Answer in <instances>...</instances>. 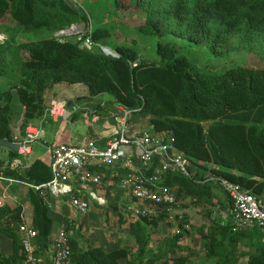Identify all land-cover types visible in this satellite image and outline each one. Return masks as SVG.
<instances>
[{
  "label": "trees",
  "instance_id": "trees-1",
  "mask_svg": "<svg viewBox=\"0 0 264 264\" xmlns=\"http://www.w3.org/2000/svg\"><path fill=\"white\" fill-rule=\"evenodd\" d=\"M126 2L144 12L143 34L172 33L213 46L227 43L264 59V0H0V19L11 23L3 31L7 40L0 42V75L9 84L8 89H0V138L14 140L10 126L14 91L24 106L22 133L31 119L45 113L44 92L58 83L85 84L94 97L110 94L113 102L139 109L136 114L150 118L153 132L173 135L176 146L198 162L189 167L195 177L166 173L163 184L174 189L178 200L189 198L200 206L201 217L208 222L177 215L175 235L153 244L151 236L163 220L168 221V214L156 208L130 220L127 204L119 206L115 200L109 206L120 212V224L130 222L137 250L106 251L87 238L80 243V227L71 236L69 230L75 227L66 220L70 264H187L200 253L215 264H240L243 258L246 264H264V227H243L224 219L230 202L221 199L216 183L205 181L210 170L264 196V67L241 66L213 75L169 42L158 43V62L141 59L136 46L116 44L120 57L88 46L89 32L94 42L112 35L102 25H91V13H99L100 18L114 15ZM82 23L85 29L75 39L57 36ZM17 32L34 33L37 38L19 41ZM18 157L9 151L10 160ZM10 160L0 158V174L39 186L52 179L50 164L42 160L15 170ZM95 171L101 173L103 187L114 173L105 166ZM30 202L36 253L47 257L53 225L49 207L40 190L33 188ZM22 213L21 206L0 205V242L4 236L12 241L11 253L0 255V264H23Z\"/></svg>",
  "mask_w": 264,
  "mask_h": 264
},
{
  "label": "built area",
  "instance_id": "built-area-1",
  "mask_svg": "<svg viewBox=\"0 0 264 264\" xmlns=\"http://www.w3.org/2000/svg\"><path fill=\"white\" fill-rule=\"evenodd\" d=\"M76 25L61 30L57 36H64ZM83 30V29H82ZM81 32L74 33L78 35ZM72 34V35H74ZM61 35V36H60ZM7 40L5 32L0 31V42ZM85 42L98 52L112 57H120L115 50L101 47L94 42L91 32ZM47 114L55 119H66L69 115L67 102L54 99L46 109ZM139 109H130L120 103H116V111L113 113V121L116 126V135L104 145L90 140L82 144L60 143L51 149L52 179L43 185H31L18 179L0 174V181L7 185L3 191V198L7 199L9 187L13 183H24L40 194L47 193L58 197H67L70 205L78 215L88 212L89 202L74 193L69 186L72 181H79L83 188H102V175L96 172L102 166L112 170L111 180H117L119 187L123 189L134 201L127 204L130 211V220L142 217L147 212L156 208L168 214L169 222H177L183 215L178 210L179 200L173 188L164 186L163 175L166 173H180L187 177H194L196 172L191 170L188 157L176 146V138L173 135H165L153 132L146 128L140 132L135 130L134 115ZM40 132L35 128H27L25 137L22 138L19 149V157L10 162L11 169H23L26 165L23 158L31 153L32 143L39 139ZM205 181H213L227 196L230 207L228 218L235 225L243 227H264V198L241 187L216 173H205ZM92 201L99 205H106V198L99 196L96 191L89 192ZM132 218V219H131ZM20 230L23 234V249L25 258L23 264H48L45 257L36 253L35 238L37 231L26 220L22 213ZM72 234V232H69ZM67 232L62 227L57 236L49 235L52 258L50 264H70V249L67 244Z\"/></svg>",
  "mask_w": 264,
  "mask_h": 264
},
{
  "label": "rangeland",
  "instance_id": "rangeland-1",
  "mask_svg": "<svg viewBox=\"0 0 264 264\" xmlns=\"http://www.w3.org/2000/svg\"><path fill=\"white\" fill-rule=\"evenodd\" d=\"M81 1V0H80ZM123 8L120 9L114 15L104 14L103 17L100 18L99 13H91V25L96 27L97 24L102 25L109 29V32L112 33L110 37L101 38L95 41L96 45L112 49L116 44H126L131 46H136L139 51V55L141 59L146 61H160V56L157 54V46L159 42H169L172 43L176 48L177 52L180 54L186 55L196 66L209 74L213 75H221L226 73L227 71L241 66H250L253 68H262L264 67V59L259 58L258 56L250 55L248 52L243 51L239 52L231 46H228L227 43L220 45H210L206 41H198L189 37H182L176 34H167L164 36H152L143 34L140 29L142 22L144 21L145 14L143 11L130 7L127 5V2L123 3ZM103 6V5H100ZM103 10L104 7H103ZM97 20V21H96ZM98 22V23H97ZM7 24L11 25L6 18L0 19V31H4L7 28ZM76 28L71 30L69 33H66L64 36L67 38L75 39L76 32H82V29H85V24H75ZM14 31V30H12ZM17 39L19 41L36 39L37 36L34 33H22L17 32ZM74 34V35H72ZM61 36V35H60ZM8 79L4 76L0 75V89H8ZM14 97L12 100L13 113L10 119L11 127L16 130L20 123V112H21V102L14 91ZM101 95L99 96H90L87 86L85 84L75 85L69 83H58L54 85L52 88H48L45 90L43 99L45 106L49 105V101L53 98L66 100L67 102H71L76 106L77 115L74 118L68 119L65 123L60 122V120L56 122H52L50 127H53V133L58 131L65 137H68L69 140L72 136L74 137V141L76 143L83 141L90 130H98L101 127H104L105 124L108 123V120L101 118L100 116H94V102L100 100ZM103 99H112L110 94L105 93L102 95ZM135 121L138 124L145 123L146 127L149 128L148 120L144 119L138 114L134 115ZM143 121V122H142ZM61 125V126H60ZM71 140V139H70ZM59 141V138H58ZM73 141V142H74ZM74 142V143H75ZM71 143V142H70ZM33 146V143H32ZM188 157V156H187ZM47 159L48 156H45ZM48 160V159H47ZM191 165H196L198 162L194 161L188 157ZM192 170V169H191ZM207 173H215L211 171H207ZM196 176V175H195ZM194 176V177H195ZM264 189V182H261ZM216 192L224 199L225 193L219 191L220 189H215ZM3 192H0V199L3 198ZM264 197V196H260ZM6 200V199H5ZM4 200V202H5ZM3 201V199H2ZM178 210L186 215H190L191 220H194L196 223H200L203 217L201 214L203 213V209L200 206H196L192 200L189 198H181L179 200V205L177 206ZM204 221L208 222V219ZM227 218V217H226ZM107 216L103 215V223L104 227L109 226L107 221ZM132 219V218H131ZM228 219V218H227ZM179 221L174 224L168 223V221L163 223L161 230H154V237L159 238V240L165 239L166 237H170L175 235L178 231ZM99 226H97L98 228ZM100 231L98 229L96 232ZM194 235V234H192ZM5 242L0 245V248L4 245H7L9 241L5 238ZM194 242L198 244V239L194 235ZM197 262V260H196ZM160 264V262L158 263ZM193 264V263H191ZM197 264V263H196ZM240 264H246V259L243 258L240 261Z\"/></svg>",
  "mask_w": 264,
  "mask_h": 264
},
{
  "label": "crops",
  "instance_id": "crops-1",
  "mask_svg": "<svg viewBox=\"0 0 264 264\" xmlns=\"http://www.w3.org/2000/svg\"><path fill=\"white\" fill-rule=\"evenodd\" d=\"M112 50L115 51L114 48ZM75 85H82V84H75ZM88 89V88H87ZM5 90V89H4ZM101 99L94 102V116L98 115L101 118L105 120H108V123L105 124L104 127L99 128L96 130H90V132L87 134V136L84 138L83 141L76 143L74 141V137L72 136L69 140H66L69 138L63 136L59 131L52 132L53 127H50L52 122H56L60 120L61 124L65 123L68 119L74 118L77 115L76 112V106H72L73 104L71 102H67V107L69 111V115L66 119H55L50 117L47 114V111L39 117H36L34 119H31L28 123L27 128H35L39 130L40 135L39 139H37L31 148V153L27 155L25 158H23L25 167L23 169H26L33 161L39 159L43 162L50 164L51 162V149L54 145L60 144V143H70V144H82L87 141L93 140L96 141L99 145H104L108 140L112 139L116 135V126L113 121V113L116 111V102H113L112 99H103L102 95L100 96ZM56 98H53L49 101V105L52 100ZM58 100V99H57ZM60 100V99H59ZM45 106L46 109L49 107ZM13 108V107H12ZM13 113V112H12ZM12 116V115H11ZM24 117V106L21 104V112H20V123L16 130H14L12 127V132L14 136V141L19 142L22 138L25 137V133H22L21 131V124ZM148 120V123L150 124V118H144ZM135 130L140 132L142 130H145L147 127L145 123L138 124L135 121V118L133 119ZM11 126V125H10ZM61 126V125H60ZM26 128V130H27ZM59 138V141H58ZM75 143H74V142ZM9 151L7 148L6 150L0 151V158L4 159L6 163H8L9 159ZM19 155V154H18ZM45 156H48V160L45 158ZM15 159V158H14ZM13 160V159H12ZM10 160V162L12 161ZM210 171V170H207ZM206 171V172H207ZM212 172V171H211ZM104 187L97 188V187H90V190L88 188H83L79 181H72L69 183V186L71 187L72 191L82 197V199L88 200L89 202V208L88 212L84 215H78L73 207L70 205L69 200L67 197H58L55 195H52L50 193H47L44 197L48 207H49V216L53 220L52 230L51 234L52 236H57L64 226V229L66 230L65 221L69 220L72 227L70 228L69 232H72L70 234L71 236L74 234V232L80 227L79 231V242L84 243V239H88L90 243L103 247L106 251H113L115 249L125 248L128 250H131L132 252L137 250V243L132 235L130 228H129V221L120 224V212H117L113 210V205L109 206L110 202L116 201V204L124 205V204H133L134 201L132 198L124 191H121V188L119 187V182L115 183L114 180H111L110 178L105 181ZM7 183L0 181V192L2 193L5 190ZM32 187H30L27 184L24 183H13L8 190V198L5 200L0 199V205H8L10 207H17L21 206L23 209V215L26 218V220L29 222V224H32L33 220V207L30 202V192ZM96 191L99 196H103L106 198L107 204L106 205H99L96 201H92L89 192L90 191ZM41 195V194H40ZM260 197V196H259ZM224 198H227L226 195H224ZM263 198V197H262ZM221 199L222 196H221ZM5 200V202H4ZM124 202V203H123ZM230 207V203H229ZM228 207V209H229ZM201 208V207H200ZM228 209L225 214V218H228ZM107 216L108 225L107 227H104L103 223V215ZM185 214V213H183ZM190 217V215H187ZM227 217V218H226ZM191 218V217H190ZM228 220H230L228 218ZM194 222V220H192ZM231 221V220H230ZM165 223L163 220L159 224V228L161 230V227ZM170 224H174V222H168ZM197 223V222H196ZM97 226H99L97 228ZM98 229L100 231L96 232ZM194 236V235H193ZM5 238H7L9 241L7 242V245H4L0 248V255L3 254H10L12 251V241L7 236L2 237L0 245L5 242ZM159 238L156 239V237L151 236V243H155ZM161 241V240H159ZM158 243V242H157ZM195 243V242H194ZM196 246L198 244L195 243ZM52 250H50L47 255V258H52ZM197 260V262H196ZM48 261V260H47ZM51 261L49 260V263ZM123 263V262H122ZM215 264L214 260H206L203 257V253H200V255H196L187 264ZM124 264V263H123ZM158 264V263H157Z\"/></svg>",
  "mask_w": 264,
  "mask_h": 264
},
{
  "label": "water",
  "instance_id": "water-1",
  "mask_svg": "<svg viewBox=\"0 0 264 264\" xmlns=\"http://www.w3.org/2000/svg\"><path fill=\"white\" fill-rule=\"evenodd\" d=\"M0 146L7 148L15 154H19L20 143L17 141L0 138Z\"/></svg>",
  "mask_w": 264,
  "mask_h": 264
}]
</instances>
